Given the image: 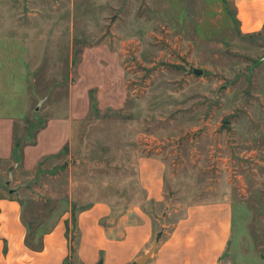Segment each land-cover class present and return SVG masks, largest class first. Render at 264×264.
Here are the masks:
<instances>
[{"label": "rangeland", "instance_id": "rangeland-1", "mask_svg": "<svg viewBox=\"0 0 264 264\" xmlns=\"http://www.w3.org/2000/svg\"><path fill=\"white\" fill-rule=\"evenodd\" d=\"M98 46L114 61L94 64L87 50ZM71 89H93L96 104L66 147L31 168L0 161V197L22 202L23 223H42V248L66 219L76 264L75 215L97 202L115 236L130 210L148 212L155 243L186 204L226 192L221 264H264V28L242 32L232 0H0V117L13 118V141L67 115ZM139 156L165 162L159 204L136 183Z\"/></svg>", "mask_w": 264, "mask_h": 264}, {"label": "crops", "instance_id": "crops-1", "mask_svg": "<svg viewBox=\"0 0 264 264\" xmlns=\"http://www.w3.org/2000/svg\"><path fill=\"white\" fill-rule=\"evenodd\" d=\"M235 17L242 32L253 33L264 28V0H232ZM102 46L93 47L89 55L98 64L112 53ZM84 58V54H83ZM91 67L86 80L95 79ZM93 89L82 93L71 89L67 100L68 113L52 116L36 131L34 144L22 149L21 164L31 168L45 158L56 156L71 139L79 117L87 112L88 103L96 104ZM114 106V104H108ZM14 120L0 117V161L12 158ZM165 162L153 156H139L135 163L136 183L144 198L155 204L163 202L166 180ZM111 213L105 202H97L75 215L77 243L76 264H221L232 233L233 203L226 192L209 201L185 205L183 215L158 242L152 240L153 222L148 212L130 210L132 221L118 225V234L104 225ZM131 213V214H130ZM126 219L127 216H122ZM65 220L58 221L43 237V248L36 252L25 245L26 229L21 219V205L15 198L0 197V264H63L71 259ZM104 222V223H103ZM149 253L142 263L138 260Z\"/></svg>", "mask_w": 264, "mask_h": 264}, {"label": "trees", "instance_id": "trees-1", "mask_svg": "<svg viewBox=\"0 0 264 264\" xmlns=\"http://www.w3.org/2000/svg\"><path fill=\"white\" fill-rule=\"evenodd\" d=\"M42 124L40 127H38V129L43 128ZM37 129V130H38ZM36 133V132H35ZM35 133L34 135H32V139H30L28 142H26L25 144H23L21 142V140H14L13 144H12V148H11V156L12 159H15V161H20V159L22 158V149L26 144H34V137H35ZM19 204L22 206V202L18 201ZM26 229V236H25V245L31 249L32 251H40L42 249V241H35L34 240V235L37 234L41 228L42 223H38L36 226H34V222L32 223V221L23 223ZM33 236V237H32ZM66 259L63 262V264H67L66 263ZM100 264V263H99Z\"/></svg>", "mask_w": 264, "mask_h": 264}, {"label": "water", "instance_id": "water-1", "mask_svg": "<svg viewBox=\"0 0 264 264\" xmlns=\"http://www.w3.org/2000/svg\"><path fill=\"white\" fill-rule=\"evenodd\" d=\"M191 72L195 75V76H199L201 75L202 71L200 69H196V68H192ZM12 190L9 191V193H11ZM149 256V253L144 254L139 260L138 263H142L143 261H145Z\"/></svg>", "mask_w": 264, "mask_h": 264}]
</instances>
